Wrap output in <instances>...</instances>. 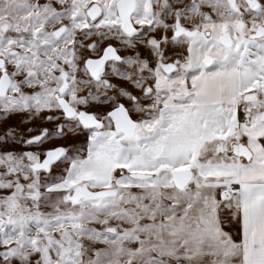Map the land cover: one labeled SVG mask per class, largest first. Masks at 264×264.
Returning <instances> with one entry per match:
<instances>
[{
    "label": "snow or ice",
    "instance_id": "6c2138e0",
    "mask_svg": "<svg viewBox=\"0 0 264 264\" xmlns=\"http://www.w3.org/2000/svg\"><path fill=\"white\" fill-rule=\"evenodd\" d=\"M0 264H264V0H0Z\"/></svg>",
    "mask_w": 264,
    "mask_h": 264
}]
</instances>
